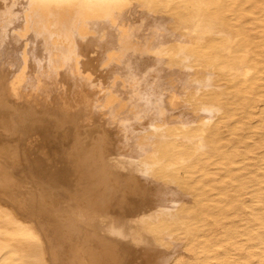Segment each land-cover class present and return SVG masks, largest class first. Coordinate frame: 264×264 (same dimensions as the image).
<instances>
[{
    "label": "bare ground",
    "instance_id": "1",
    "mask_svg": "<svg viewBox=\"0 0 264 264\" xmlns=\"http://www.w3.org/2000/svg\"><path fill=\"white\" fill-rule=\"evenodd\" d=\"M0 264H264V0H0Z\"/></svg>",
    "mask_w": 264,
    "mask_h": 264
},
{
    "label": "rangeland",
    "instance_id": "2",
    "mask_svg": "<svg viewBox=\"0 0 264 264\" xmlns=\"http://www.w3.org/2000/svg\"><path fill=\"white\" fill-rule=\"evenodd\" d=\"M133 22V21H132ZM167 24H168V22H167ZM145 25V24H144ZM143 25V27H145ZM120 79V78H119ZM118 78H117V80H119ZM185 250V251H184ZM179 253L182 255V256H184L185 257V259H192L193 258V254L191 253V252H187V250L185 249V248H182L181 250H179Z\"/></svg>",
    "mask_w": 264,
    "mask_h": 264
}]
</instances>
